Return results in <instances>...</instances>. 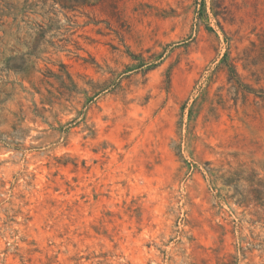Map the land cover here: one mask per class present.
I'll use <instances>...</instances> for the list:
<instances>
[{"label":"rangeland","instance_id":"obj_1","mask_svg":"<svg viewBox=\"0 0 264 264\" xmlns=\"http://www.w3.org/2000/svg\"><path fill=\"white\" fill-rule=\"evenodd\" d=\"M0 264H264V0H0Z\"/></svg>","mask_w":264,"mask_h":264},{"label":"trees","instance_id":"obj_2","mask_svg":"<svg viewBox=\"0 0 264 264\" xmlns=\"http://www.w3.org/2000/svg\"><path fill=\"white\" fill-rule=\"evenodd\" d=\"M221 63H224L225 64V70L227 71V74L228 76L230 77V79L234 80L236 83H240V78H239V75L234 67V65L230 62L226 63V60L223 59ZM190 117L193 113V109L191 108L190 109Z\"/></svg>","mask_w":264,"mask_h":264}]
</instances>
